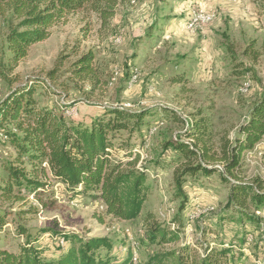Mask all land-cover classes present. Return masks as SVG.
<instances>
[{
  "label": "rangeland",
  "instance_id": "374dc122",
  "mask_svg": "<svg viewBox=\"0 0 264 264\" xmlns=\"http://www.w3.org/2000/svg\"><path fill=\"white\" fill-rule=\"evenodd\" d=\"M6 32L0 19V100L16 85L15 78L37 76L49 85L36 88L39 105L65 112L67 119L89 121L108 107L152 109L154 114L146 116L141 134L131 142L141 153L138 166L147 167L151 186L138 219L108 216L100 200L76 194L48 173L40 179L47 186L37 197L23 187L25 200L0 199V211L10 212L0 231V247L19 251L25 239L16 237L15 229L22 223L34 233L52 230L42 233L37 244L51 258L69 247L56 234L75 232L111 238L110 264H158L155 256L177 250L182 242L234 244V250L244 253L238 264L264 260V227L238 224L237 215L226 209L231 189L220 176L221 166L210 175L187 177L183 197L167 166L177 153L165 147L168 140L184 138L187 121L201 117L210 122L217 146L224 137L239 136L240 126L264 95V0H122L104 26L94 13L69 15L13 68L7 63ZM89 52L94 53V71L76 73ZM161 107L175 111L183 122L166 116ZM15 153L0 132V160ZM122 156L123 151H116L115 157ZM238 175L244 182L264 180V139L245 153ZM30 206L37 211L18 214ZM263 211L257 215L264 218ZM174 222L182 227L181 242L149 240L153 224L174 229Z\"/></svg>",
  "mask_w": 264,
  "mask_h": 264
},
{
  "label": "trees",
  "instance_id": "16d2710c",
  "mask_svg": "<svg viewBox=\"0 0 264 264\" xmlns=\"http://www.w3.org/2000/svg\"><path fill=\"white\" fill-rule=\"evenodd\" d=\"M122 0H0V19L7 25V63L10 68L24 60L32 45L47 39L51 29L71 14L94 13L101 25L115 16ZM94 53L84 55L75 68L76 73H92ZM8 93L0 100V132L16 150L8 160H0V199L6 202L25 200L21 188L29 187L36 197L46 183L41 177L48 173L76 194H90L100 200L108 216L124 221L138 219L150 193L147 167H139L141 153L134 151L132 138L141 134L146 116L152 109L130 110L108 107L103 114L89 121L67 119L55 108L40 106L36 88L49 85L42 77L15 78ZM174 121L183 119L172 109L161 107ZM184 138L168 140L177 157L167 166L173 169L178 194L184 195V183L197 173L210 175L219 170L221 178L230 184L226 209L237 215L236 222L264 227V218L257 212L264 210V180L244 182L239 179L245 153L252 151L264 139V95L250 110L249 118L234 139L224 137L219 146L213 141L210 122L201 117L190 123ZM116 151L124 156L115 157ZM17 189V191L15 190ZM252 207V209H251ZM185 208V204L182 210ZM249 209L253 211H249ZM30 206L18 214L35 213ZM264 212V211H263ZM10 212L0 211V231L8 224ZM234 220L235 217H230ZM175 223V222H174ZM182 223V222H181ZM176 224V223H175ZM177 225V224H176ZM183 225V223H182ZM182 227L153 224L149 230L152 243L171 244L182 241ZM50 228L34 233L19 223L15 235L24 238L19 251L0 247V264H110L113 241L109 237H84L75 232H59L69 247L56 258L44 253L38 244L40 235ZM264 232V229H263ZM244 253L234 250V244L212 246L204 242L194 245L182 242L177 250L154 257L158 264H238ZM123 264H132L124 261ZM254 264H264L256 262Z\"/></svg>",
  "mask_w": 264,
  "mask_h": 264
},
{
  "label": "built area",
  "instance_id": "2783aa9c",
  "mask_svg": "<svg viewBox=\"0 0 264 264\" xmlns=\"http://www.w3.org/2000/svg\"><path fill=\"white\" fill-rule=\"evenodd\" d=\"M202 12H203V14L206 13V12H204V11H202ZM195 22H196V21H195ZM195 22H194V24H195ZM194 24H191V27H192Z\"/></svg>",
  "mask_w": 264,
  "mask_h": 264
},
{
  "label": "bare ground",
  "instance_id": "6f19581e",
  "mask_svg": "<svg viewBox=\"0 0 264 264\" xmlns=\"http://www.w3.org/2000/svg\"><path fill=\"white\" fill-rule=\"evenodd\" d=\"M136 257V256H135Z\"/></svg>",
  "mask_w": 264,
  "mask_h": 264
}]
</instances>
